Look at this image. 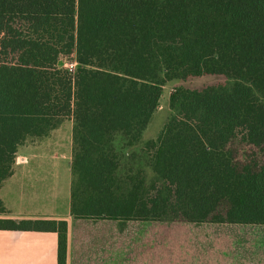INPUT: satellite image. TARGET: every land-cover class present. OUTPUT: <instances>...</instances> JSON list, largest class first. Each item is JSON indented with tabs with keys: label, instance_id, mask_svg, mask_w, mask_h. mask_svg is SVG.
<instances>
[{
	"label": "trees",
	"instance_id": "trees-1",
	"mask_svg": "<svg viewBox=\"0 0 264 264\" xmlns=\"http://www.w3.org/2000/svg\"><path fill=\"white\" fill-rule=\"evenodd\" d=\"M73 55L74 70L60 66ZM173 115L146 143L154 179L122 187L116 134L137 144L165 84ZM264 0H0V186L26 141L72 119L76 219L264 225ZM259 149L253 166L234 147ZM6 209L0 201V215ZM0 230L55 232L65 220L0 218Z\"/></svg>",
	"mask_w": 264,
	"mask_h": 264
},
{
	"label": "crops",
	"instance_id": "crops-1",
	"mask_svg": "<svg viewBox=\"0 0 264 264\" xmlns=\"http://www.w3.org/2000/svg\"><path fill=\"white\" fill-rule=\"evenodd\" d=\"M67 120L71 122V132L64 142L56 132ZM67 120L48 137L30 139L34 145L29 146L28 140L19 147L13 175L0 186V201L6 209L0 218L67 221L66 264H129L162 257L167 261L164 264L179 257L195 264H264V238L122 240L123 225L153 221L74 218L71 214L73 121ZM21 148L23 153L18 158ZM182 248L186 249V256ZM0 264H58V234L0 230Z\"/></svg>",
	"mask_w": 264,
	"mask_h": 264
},
{
	"label": "rangeland",
	"instance_id": "rangeland-1",
	"mask_svg": "<svg viewBox=\"0 0 264 264\" xmlns=\"http://www.w3.org/2000/svg\"><path fill=\"white\" fill-rule=\"evenodd\" d=\"M73 55L61 56L60 66L70 68L73 64ZM229 80L223 75H203L199 77H191L186 80L174 79L165 84L160 99V105L153 115V118L144 131L141 140L133 145H129V137L124 134H116L114 139V147L118 154L119 166L117 169V177L122 187H127L129 177L141 173L145 177L147 184L150 185L154 179V174L150 167L151 153L146 147V143L157 138L165 123L174 114L169 105L171 93L178 88H186L192 90H201L208 86L227 85ZM264 100V98H263ZM71 122L67 120L58 132L59 139L65 142L71 132ZM29 146L33 144L31 140L27 142ZM34 145V144H33ZM236 159L246 165L253 166L255 162L262 160V153L259 149L238 144L234 147ZM21 148L18 158L22 156ZM122 240H138V239H257L264 238V226L258 227H238L216 225L211 223L193 224L182 220L163 221V222H130L122 226ZM183 256H186V249L182 248ZM170 256H174L171 254ZM165 257L134 260L129 264H164ZM195 264L194 261H183V257L178 260L168 259V264Z\"/></svg>",
	"mask_w": 264,
	"mask_h": 264
},
{
	"label": "built area",
	"instance_id": "built-area-1",
	"mask_svg": "<svg viewBox=\"0 0 264 264\" xmlns=\"http://www.w3.org/2000/svg\"><path fill=\"white\" fill-rule=\"evenodd\" d=\"M76 63L73 62V64L70 65L71 69L74 70Z\"/></svg>",
	"mask_w": 264,
	"mask_h": 264
}]
</instances>
